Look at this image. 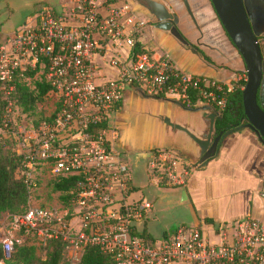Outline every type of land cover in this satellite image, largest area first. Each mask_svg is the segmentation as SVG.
I'll list each match as a JSON object with an SVG mask.
<instances>
[{
    "label": "built area",
    "instance_id": "2783aa9c",
    "mask_svg": "<svg viewBox=\"0 0 264 264\" xmlns=\"http://www.w3.org/2000/svg\"><path fill=\"white\" fill-rule=\"evenodd\" d=\"M73 2L66 16L45 8L28 17L13 34L0 37V109L6 123L13 120L17 83L42 79L53 99L48 119L36 130L25 134L22 125L16 130L22 133L21 139L17 135L21 149L14 152L24 154L25 184L30 186L34 171L41 170L51 177H80L70 208L27 206L21 212L1 215L0 264L20 243L21 232L32 234L41 247L48 240L61 241L70 264H76L85 245L101 247L110 254L112 264H264V224L254 219L209 231L177 225L170 234L151 241L133 234L135 227H142L152 203L125 198L130 175L107 136L123 90L137 86L151 97L172 98L185 107L221 108L223 99L215 91L224 84L181 71L167 54L152 55L147 50L129 57L147 20L128 1ZM121 47H126L124 57L116 50ZM105 53L116 75L96 82L94 58ZM191 91L196 96L193 103ZM151 159L149 175L156 181L163 185L183 182L173 169L171 153L159 150ZM159 164L163 171L157 178L152 170L160 169Z\"/></svg>",
    "mask_w": 264,
    "mask_h": 264
},
{
    "label": "crops",
    "instance_id": "0c3cea01",
    "mask_svg": "<svg viewBox=\"0 0 264 264\" xmlns=\"http://www.w3.org/2000/svg\"><path fill=\"white\" fill-rule=\"evenodd\" d=\"M186 2L190 7L189 10L193 11L198 10L204 1L186 0ZM11 3L12 15L18 16L15 19L17 22L14 29L9 32L0 29V37L13 34L28 17L40 13L45 8H49L54 14L66 16L74 2L73 0H11ZM133 11L137 12L134 9ZM137 14L140 17H145L141 13L137 12ZM257 22L258 29L254 30L261 56L264 59V11L257 18ZM217 23L214 25V28L216 27L215 34L219 35L221 41L228 44ZM136 40L149 51L155 47L169 50L171 55L166 53L167 56L181 71H187L194 75L200 74L198 76L221 82L229 88H231L233 80L237 78L236 75L239 76L238 81L245 79L241 62L235 57L229 44H226V47L230 48L232 56L223 53L199 55L193 53L190 48H182L164 30L156 28L149 22L143 27ZM116 50L122 57L125 56L126 47ZM107 60V53L94 58L97 82H104L116 75L115 69L107 64ZM229 60L231 61L229 62ZM139 92L143 91L137 86L126 87L115 113L118 122L115 126L117 150L114 151L117 152L120 161L126 165L130 175L125 198L129 201L145 198L138 190H134L138 186L132 182L129 167L143 168L142 172L146 177V183H156V178L149 175V163L156 151L165 150L175 158L173 169L177 174H181L183 182L177 185H164L165 187L159 190L161 195L156 203L160 205L161 210L178 205L184 207L189 215V221H182L179 225L199 226L209 231L210 228L229 227L235 221L242 219H254L264 224V146L257 140L253 132L248 129H239L230 133L222 140L217 153L208 158L204 165H200L195 161L196 152L192 141L179 130L167 126H163L162 130H159L157 117L159 114L167 115L173 123L186 125L193 134H198L199 123L197 122L201 120V114L213 110L212 107L205 104L187 107L198 110L188 113L186 118L183 114H178L181 109L174 103L177 100L168 97L144 98ZM259 96L263 98L264 86L260 87L257 99ZM166 99L171 101H166ZM177 102L179 103V101ZM135 114L138 117L142 116L143 120L146 119L149 140L145 139V136L142 141L140 138L136 139L137 141L134 140L135 135L133 136L129 125L131 116ZM111 142L112 139L110 146ZM158 144L166 147L154 146ZM136 145H139L138 148H130ZM140 147H144V150ZM162 165L165 167L166 163H161ZM55 200L58 202L57 198ZM153 213L157 212L153 211ZM146 218L142 224L145 229ZM159 228L161 232L158 236H163L165 232L167 234L169 231L165 224L160 225ZM146 232L148 233L147 229ZM64 255L69 256L66 252Z\"/></svg>",
    "mask_w": 264,
    "mask_h": 264
},
{
    "label": "water",
    "instance_id": "95a60500",
    "mask_svg": "<svg viewBox=\"0 0 264 264\" xmlns=\"http://www.w3.org/2000/svg\"><path fill=\"white\" fill-rule=\"evenodd\" d=\"M132 9L145 16L150 24L156 28L168 31L176 40L182 44L186 41L181 37L177 29L168 23L177 21L176 15H171L163 0H127ZM187 7L186 0H182ZM215 18L219 24L223 36L228 40L229 45L234 51L236 57L240 60L244 72V84L241 87V105L244 122L237 126H231L225 131H216L214 120L217 118V112L209 110L200 116L198 134H193L186 125H179L170 121L167 115H158L157 124L159 130L163 126L179 130L192 141L196 152L195 161L204 165L208 158L213 157L224 139L230 133L239 129H248L256 136L257 140L264 146V110L257 103V93L261 86H264V59L261 56L257 35L249 20L248 12L243 5V0H208ZM193 53L195 49L190 48ZM190 73V72H189ZM197 75V74H196ZM200 75V74H198ZM141 97L151 98V96L139 92ZM166 101H171L166 99ZM181 109L179 115L187 118L188 113L197 111L196 108H187L177 101L174 102ZM136 114L131 116L130 127L134 140L147 137L148 126L146 119ZM145 122V123H144ZM142 123V124H141ZM120 134L118 133V136ZM136 146L130 148H138ZM157 147H166L165 145H154ZM143 148L144 147H140ZM147 150V149H146ZM264 191V190H263Z\"/></svg>",
    "mask_w": 264,
    "mask_h": 264
},
{
    "label": "trees",
    "instance_id": "16d2710c",
    "mask_svg": "<svg viewBox=\"0 0 264 264\" xmlns=\"http://www.w3.org/2000/svg\"><path fill=\"white\" fill-rule=\"evenodd\" d=\"M147 52L137 40L129 52V57L140 55ZM150 55V53L148 52ZM29 77L32 73L27 74ZM220 84V82H217ZM229 90L221 85L220 91H215L217 98L223 99L221 108L212 107L217 112V118L214 120L216 131H225L231 126H237L244 122L241 105V87L244 79L238 82H232ZM211 87H205L209 89ZM190 101L196 100L194 92H189ZM50 97L49 87L42 79H34L32 88L26 83H17L13 99L15 108L20 112H26L34 109L37 102L46 100ZM258 103V101H257ZM44 119H48L45 117ZM8 123L0 109V131L6 128ZM103 126L102 124L98 125ZM0 143V217L3 213H17L23 211L28 206L29 186L23 179L24 154L15 153L7 142ZM11 144V142H10ZM45 171H34L33 179L38 180ZM37 179H36V177ZM51 177V176H50ZM80 179L78 175H56L51 177L50 189L57 194L58 202L67 208H70L71 200L76 193V183ZM38 182V181H36ZM136 234L143 239L152 240L153 238L143 227H135ZM26 233V232H25ZM28 233V232H27ZM32 235V234H31ZM41 256L35 255V249L26 242L15 245L10 256L4 261V264H66L64 261V243L59 240H48L44 247H41ZM76 264H112L110 254L106 253L97 245H85L79 255Z\"/></svg>",
    "mask_w": 264,
    "mask_h": 264
},
{
    "label": "rangeland",
    "instance_id": "374dc122",
    "mask_svg": "<svg viewBox=\"0 0 264 264\" xmlns=\"http://www.w3.org/2000/svg\"><path fill=\"white\" fill-rule=\"evenodd\" d=\"M11 0H0V29L4 32H9L14 29V26L17 21L15 19L18 18V16L12 15V8H11ZM23 11V10H21ZM141 19H144L143 17H140ZM148 23V22H147ZM147 23L144 25V27L147 25ZM149 51V50H148ZM152 55H164L166 52L164 49L160 47H155L154 49L149 51ZM168 53V52H167ZM169 55V53H168ZM187 72V71H186ZM235 80L233 82L238 81L239 76H235ZM34 79L28 78V80L25 81L27 86L29 88H32ZM97 82V80H96ZM52 97H49L48 99H44L42 101H39L35 104L34 109L26 112H20L19 109L13 108L11 112V118L13 119L11 124H8L6 128L1 129L0 131V143H4L5 140L7 142V146L11 147V149L14 151L15 148L19 147L21 149V146H18V136L21 134H18L16 130H18V127L22 125L25 134L32 133L33 130H36V127L38 124L44 120L45 117L51 112L52 109ZM111 125L109 126L107 136L109 139H112L111 142V148L113 150H117L115 146V138H116V124L118 122L117 114L112 115L111 117ZM11 142V144H10ZM26 144V142H23ZM143 168L134 169L132 166L129 167L130 174L132 176V182L137 185L138 188H135L134 190H138L148 201L152 203L151 211L147 214L145 227L148 230L149 235H151L152 238L160 237L158 236L160 231L159 226L160 225H166L169 231L167 233L170 234V231H172L179 223L182 221H189V215L185 211V208L182 206H172L169 208H166V210H161L160 205L156 203V200H158L159 195H161L160 191L162 187H165L162 184V181L157 180L155 182H151V184L146 183V177L144 176V173L142 172ZM163 169L155 168L152 170V174L156 175L157 178L160 176V172H162ZM36 177V176H35ZM37 179V177H36ZM38 181V182H36ZM51 177L48 176L47 173H44L42 177L39 175L38 180L32 179L31 185L29 186V201L28 206H38L43 208H55L62 206L59 202H56L57 195L56 193H53L50 189V182ZM162 184L163 186H161ZM55 202V203H54ZM51 203V204H49ZM64 207V206H63ZM67 208V207H66ZM153 211H156L157 213L154 214ZM150 215V216H149ZM3 216V215H2ZM1 216V217H2ZM192 223V222H190ZM168 234H165L163 236H166ZM20 237V243L26 242L29 245H32L35 249V255L41 256L42 250L41 246L38 244L37 240L30 234L21 232L19 234ZM64 262L66 264L69 263L68 256L64 255Z\"/></svg>",
    "mask_w": 264,
    "mask_h": 264
},
{
    "label": "flooded vegetation",
    "instance_id": "af4514ba",
    "mask_svg": "<svg viewBox=\"0 0 264 264\" xmlns=\"http://www.w3.org/2000/svg\"><path fill=\"white\" fill-rule=\"evenodd\" d=\"M203 1L204 2L199 6L198 10L192 11L189 10L190 7H188V5L186 7L182 0H163L170 14L177 16V21L175 23L171 20H169L168 23L177 29L181 37L186 41V44H182L176 40L168 31L164 32L182 48L195 49L199 55H219V53H223L224 55L232 56L230 48L226 47L227 43L225 44V41H221L219 35L215 34L214 29L216 27L214 28V25L217 23V20L209 1ZM243 5L248 12V17L253 29L257 30L259 26H257V18L261 16L262 11H264V0H243ZM226 42H228V40H226ZM164 51L171 55L169 50L164 49ZM230 61L231 60H229V62ZM263 98L259 96L257 101L264 110Z\"/></svg>",
    "mask_w": 264,
    "mask_h": 264
}]
</instances>
